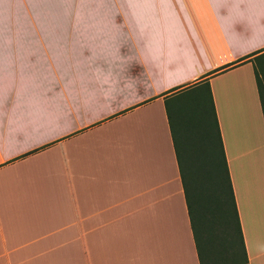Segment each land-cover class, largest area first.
<instances>
[{"label": "crops", "instance_id": "obj_1", "mask_svg": "<svg viewBox=\"0 0 264 264\" xmlns=\"http://www.w3.org/2000/svg\"><path fill=\"white\" fill-rule=\"evenodd\" d=\"M81 1L0 27V264H200L166 100L206 81L264 264V0Z\"/></svg>", "mask_w": 264, "mask_h": 264}, {"label": "trees", "instance_id": "obj_2", "mask_svg": "<svg viewBox=\"0 0 264 264\" xmlns=\"http://www.w3.org/2000/svg\"><path fill=\"white\" fill-rule=\"evenodd\" d=\"M252 62L264 114V53ZM166 110L200 264H250L210 83L179 91Z\"/></svg>", "mask_w": 264, "mask_h": 264}, {"label": "rangeland", "instance_id": "obj_3", "mask_svg": "<svg viewBox=\"0 0 264 264\" xmlns=\"http://www.w3.org/2000/svg\"><path fill=\"white\" fill-rule=\"evenodd\" d=\"M81 0H0V27L44 24L46 10L85 8ZM0 28L1 40L6 37Z\"/></svg>", "mask_w": 264, "mask_h": 264}]
</instances>
